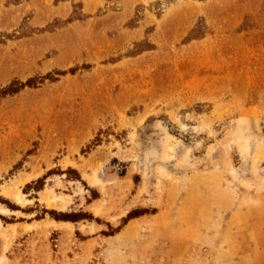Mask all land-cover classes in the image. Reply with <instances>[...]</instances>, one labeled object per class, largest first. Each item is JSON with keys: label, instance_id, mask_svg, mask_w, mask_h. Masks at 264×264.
I'll list each match as a JSON object with an SVG mask.
<instances>
[{"label": "rangeland", "instance_id": "rangeland-1", "mask_svg": "<svg viewBox=\"0 0 264 264\" xmlns=\"http://www.w3.org/2000/svg\"><path fill=\"white\" fill-rule=\"evenodd\" d=\"M0 264H264V0H0Z\"/></svg>", "mask_w": 264, "mask_h": 264}, {"label": "trees", "instance_id": "trees-1", "mask_svg": "<svg viewBox=\"0 0 264 264\" xmlns=\"http://www.w3.org/2000/svg\"><path fill=\"white\" fill-rule=\"evenodd\" d=\"M42 181H43V180L41 179V180H39L38 182L32 184V185L35 186L36 191H39V190L42 189V186H41V184L43 183ZM29 188H32V187L29 186ZM3 203H5V204L8 206V208L11 209V210H13V211L21 210V209L18 208L17 206H14V205H12V204H10V203H8V202H3ZM43 213H44V215H45V214H50V215L52 216V218H54V219H56V220H58V221H74L73 218H72V216H71V215H68V214H59L60 216H56V213H55V212L48 211V210H43ZM87 218H88V217L86 216V217L83 218V219H87ZM38 219H41V218H38ZM89 219H91V218H89Z\"/></svg>", "mask_w": 264, "mask_h": 264}]
</instances>
